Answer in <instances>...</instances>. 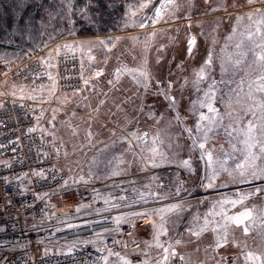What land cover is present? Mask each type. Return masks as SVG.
I'll list each match as a JSON object with an SVG mask.
<instances>
[{"label": "rangeland", "instance_id": "374dc122", "mask_svg": "<svg viewBox=\"0 0 264 264\" xmlns=\"http://www.w3.org/2000/svg\"><path fill=\"white\" fill-rule=\"evenodd\" d=\"M49 2L51 7L53 4L54 10L51 9L41 17L39 22L41 34L38 32V36L40 34L42 38L39 45L33 43L30 47L24 46L19 50L6 53L0 50V93H3L0 95V104L8 98L29 104L36 115L37 131L52 141L55 140L56 144L63 145L61 147L64 153H68L65 157L70 171L97 185L101 194L110 196L108 201L110 207L107 211L117 212V215L112 217L114 226L88 233L81 240L94 243L105 256H108L105 244L107 239L115 235L125 224L124 222L117 224L116 217L132 212L150 211L161 206L151 200L148 203L138 200L137 191L148 190L145 189V185H149L151 190H157V184H163L164 187L160 191L171 194L169 200L163 201L165 204L183 198L187 204L191 205L181 217L178 226L168 225L169 236L161 237L162 241H168L169 237L186 241L188 234L185 229L192 217L197 213H205L211 203L220 197L234 196L238 191L247 192L256 186L264 187V181L257 180L251 184H241L231 182L227 176H223L217 182V187L207 190L202 188L200 177L204 175V162L199 159V152L193 153L188 150L187 145L190 141L187 140L186 135L179 140V144L183 147L179 150L176 159L183 160L191 157L192 172L177 168L174 163L144 172H141L138 166H133L126 175L109 179L106 177L108 169L105 168L107 160L113 155L119 156L127 145L117 143L114 147L101 151L105 144L111 145L112 140L115 139L111 137V131L115 130L119 134L125 125L129 132L139 130L154 134L159 128L166 130L167 134L173 138L180 135V128L173 120L176 112L169 108V101L161 94L163 92L176 98V108L180 117L182 119L187 117L183 119V122L192 126L195 117L189 115L188 109L191 107V101L196 99L191 83L195 79L193 73L201 67L210 49L219 54L224 37L235 25V16L247 10L239 7L244 4V0H209V3H205V0H178L181 8L175 17L170 18L167 23L160 22L156 25L148 21L144 28L138 26L143 19V14L131 19L127 15L128 4L138 3L139 0H50ZM233 3L238 7H233ZM255 6L259 7V5ZM214 8L220 10L213 11ZM145 12L152 15L151 10H145ZM185 17H191V19L188 20ZM153 32L155 35H152ZM189 36L196 37V47L191 57L187 52ZM116 37L121 39L109 52H106L104 46L99 44L100 40L107 43L109 38L115 40ZM213 39L217 41L215 45L212 43ZM65 44H72L76 50L70 51L64 48ZM80 45H83L82 49L78 47ZM58 46L60 55H57L55 51ZM89 48L91 55L96 57L92 64H89L87 59ZM71 54H77L80 61H83L85 78L92 73L93 69L103 70L101 77L90 81L95 88L87 87L83 83L82 90L75 92L77 93L75 95L74 92H60L57 87L54 93H50L52 81L49 79L43 84L18 83L6 76L10 70H13V73L18 67L39 62L44 74L48 77L50 73L54 77L57 60ZM105 56L108 58L107 63H104ZM145 59H147L146 67L151 77L147 91L143 87H138L129 75L121 76L120 82L115 87L108 83L109 80L114 79L113 73L117 68L123 66L137 68ZM49 65H55V67ZM213 76L217 80L220 78L218 62ZM186 80L188 83H185ZM169 83L172 85L170 89ZM104 93H107V96ZM28 96L33 98L28 99ZM100 100H104L105 103L98 113L94 112L93 109L97 107ZM117 104H120V109H117ZM54 109L57 111L54 112ZM54 115L55 121L49 123ZM90 115L93 118L91 131L96 133L92 141L94 146L89 145L85 138L88 127L85 121ZM153 115L155 119L150 118ZM157 119L160 121L158 125ZM69 122L73 126H80L77 129L78 135L71 134ZM220 142L223 143L222 140ZM127 159L131 160L132 157L128 155ZM93 160L96 161L95 164ZM90 172L92 176H89ZM177 173L185 187L180 197L174 195ZM97 176L100 179H97ZM153 177L158 179L153 180ZM120 196H125L127 199L122 201L119 199ZM133 200L138 202L133 203ZM200 201L205 203H199ZM112 205H119V207ZM247 205L248 207L253 205L264 207V199L253 197ZM88 213L87 211L74 212L68 217H73L74 223L82 225L87 222L78 223L76 220L87 216ZM140 219L130 216V221L135 223H138ZM155 219L159 223V219ZM172 219L176 218L172 217ZM143 220L146 221V218ZM152 232L153 228L150 224L139 227L124 246L120 245L111 250L121 251L122 256H127L126 254L133 247L142 251L145 249L144 241H151ZM236 236L241 240L247 239L249 244L253 243L251 236L245 238L239 231L236 232ZM211 242L212 234L207 233L199 244L179 246L178 251L185 256H190L191 264H201V262L214 264L211 259H208V255H212L211 250L208 255L204 252V248ZM52 246L51 249L56 251L57 245ZM197 247L200 249L199 252L196 251ZM43 250H46V247ZM150 251L153 256H156V249ZM218 252L220 255L216 256L217 260L220 256L230 255L234 250L220 249Z\"/></svg>", "mask_w": 264, "mask_h": 264}, {"label": "snow or ice", "instance_id": "6c2138e0", "mask_svg": "<svg viewBox=\"0 0 264 264\" xmlns=\"http://www.w3.org/2000/svg\"><path fill=\"white\" fill-rule=\"evenodd\" d=\"M205 3H209V0H205ZM232 6L238 7L235 3ZM239 7L247 10L235 16V25L224 37L219 54L210 49L201 67L193 73L195 79L191 83L196 99L191 101V107L188 109L189 115L195 117L192 126L183 122V119L187 117L183 119L180 117L176 108V98L169 96L167 92L161 93L169 101V108L176 112L173 120L180 128V135L173 138L167 134L166 130L159 128L154 134L139 130L129 132L126 125L119 134L112 130L110 135L115 139L112 140L111 145L105 144L101 151H106L117 143L127 146L119 156L113 155L107 160L105 164V168L108 169L107 178L126 175L133 166H138L139 170L144 172L173 163L177 168L192 172L191 157L183 160L176 159L179 150L183 147L179 144V140L186 135L187 140L190 141L187 145L188 150L193 153L199 152V159L204 162V175L200 177L202 188L207 190L217 187V182L223 176H227L231 182L241 184H251L257 180L264 181V0H244V4ZM180 8L178 0H139L138 3L128 4L127 15L131 19L143 14V19L138 26L144 28L148 21L152 25L160 22L167 23L170 18L176 16ZM145 10H151L152 15H148ZM218 10L220 9H213V11ZM185 19L190 20L191 17H185ZM189 27H191L190 23ZM152 35H155V32ZM120 39L121 37H116L115 40L109 38L107 43L100 40L99 44L104 46L106 52H109ZM212 43L215 45L217 41L213 39ZM63 47L70 51L76 50L72 44H65ZM78 47L82 49L83 45ZM195 47L196 37L189 36L187 52L190 57ZM55 51L57 55H60L59 46ZM87 59L89 64L96 60V57L91 55L90 48L87 52ZM107 59L105 56L104 63H107ZM217 62L220 69L218 80L213 76ZM49 66L55 67V65ZM146 66L147 59L137 68L127 66L117 68L113 73L114 79L109 80L108 83L115 87L120 82L121 76L129 75L138 87H143L147 91L151 77ZM102 75V69H93L92 73L85 78L84 64L83 61L81 62L80 78L85 86L95 88L90 81ZM48 79L52 81L49 91L54 93L55 78L49 73ZM185 83L188 81L186 80ZM171 86L169 83V89ZM75 94L77 93L74 92ZM104 95L107 96V93ZM27 98L32 99L33 97L28 96ZM104 103V100H100L93 111L98 113ZM116 107L120 109V104ZM150 118L155 119L154 115ZM55 119L54 115L49 123ZM85 123L88 126L85 138L88 144L92 145L96 133L91 131L93 123L91 115ZM159 123L157 119L156 124ZM68 127L73 136L78 135L79 125L73 126L69 122ZM29 131H35V129H29ZM221 140L223 143L220 142ZM53 145L55 146V140H53ZM56 154L59 155V149ZM64 155L67 157L68 153L65 152ZM128 155L132 157L131 160L127 159ZM95 163L96 161L93 160V164ZM121 165H126V167H121ZM34 175L43 177L44 173L34 172ZM89 176H92L91 172ZM96 178L100 179L99 176ZM152 179L158 178L153 177ZM67 183L68 181H65L64 186H67ZM144 187L148 190L137 191L138 200L144 203L151 200L161 206L150 211L132 212L115 218L117 224L130 222V216L138 219L146 218V222L152 225V239L144 241L145 249L142 251L145 258L141 259L139 264H191L190 256L182 254L178 251V247L199 244L207 233L212 234V242L204 248V252L208 255L211 250L212 255H208V259H211L214 264H264V207L256 205L248 207L247 205L253 197L264 199V187L256 186L250 191H238L234 196H222L213 201L205 213H197L192 217L185 229L188 234L186 241L172 237H169L168 241H162L161 237L169 236L168 225L178 226L181 217L191 205L187 204L183 198L176 202L163 203L169 200L171 195L160 191L164 187L163 184H157V190H151L149 185ZM184 190V182L179 179V173H177L175 197H180ZM119 199L124 201L127 198L120 196ZM105 202L107 203V200ZM137 202L133 200V203ZM199 203H205V201ZM112 206L119 207V205ZM172 217L176 219L173 220ZM155 218L159 219V223ZM237 231L245 238L251 236L253 243L249 244L247 239H239L236 236ZM115 243L120 242L115 241ZM137 247H139L138 244ZM229 248L234 252L220 256L219 260L216 259V256L220 255L218 250ZM151 249H156V256L151 254ZM196 251H200L199 247ZM109 256H116L119 264H133L127 256H122L111 249L108 250V256L102 258L105 264H108Z\"/></svg>", "mask_w": 264, "mask_h": 264}, {"label": "built area", "instance_id": "2783aa9c", "mask_svg": "<svg viewBox=\"0 0 264 264\" xmlns=\"http://www.w3.org/2000/svg\"><path fill=\"white\" fill-rule=\"evenodd\" d=\"M12 71L6 76L18 83L48 80L39 62ZM80 77L77 54L57 60L54 78L60 92H80ZM36 123L34 110L26 102L8 98L0 104V264H102L100 249L81 239L114 226L112 217L117 212L107 211L110 196L101 194L90 180L74 175L62 147L41 135ZM80 211L89 213L76 221L86 224L77 225L68 217ZM138 226L134 221L125 223L109 236L107 249L126 243ZM52 245H57L56 251Z\"/></svg>", "mask_w": 264, "mask_h": 264}, {"label": "trees", "instance_id": "16d2710c", "mask_svg": "<svg viewBox=\"0 0 264 264\" xmlns=\"http://www.w3.org/2000/svg\"><path fill=\"white\" fill-rule=\"evenodd\" d=\"M49 1L0 0V50L6 53L30 47L33 43L39 45L41 17L54 10Z\"/></svg>", "mask_w": 264, "mask_h": 264}, {"label": "crops", "instance_id": "0c3cea01", "mask_svg": "<svg viewBox=\"0 0 264 264\" xmlns=\"http://www.w3.org/2000/svg\"><path fill=\"white\" fill-rule=\"evenodd\" d=\"M156 222H158V221L156 220ZM138 224H139V226L137 227V229L139 227L144 226V225H149V223L144 221L143 218L140 219ZM124 244H126V243H124ZM124 244L122 246H124ZM108 250L109 249H107V254H108ZM119 253L122 254L121 251ZM126 255L129 256V259H131L133 261V264H139L140 260L145 258L143 256V251H140L138 248H135V247H133ZM103 257H105V254H103ZM116 262L117 263L119 262L118 258L116 256H109L108 257V264H115ZM102 264H105L104 260H102Z\"/></svg>", "mask_w": 264, "mask_h": 264}]
</instances>
